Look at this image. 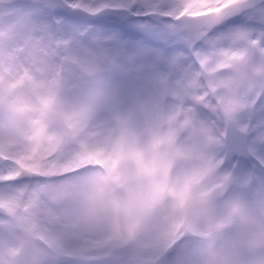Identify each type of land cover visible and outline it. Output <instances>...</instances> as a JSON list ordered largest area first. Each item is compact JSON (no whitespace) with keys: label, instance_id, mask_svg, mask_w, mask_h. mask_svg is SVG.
I'll use <instances>...</instances> for the list:
<instances>
[{"label":"snow or ice","instance_id":"1","mask_svg":"<svg viewBox=\"0 0 264 264\" xmlns=\"http://www.w3.org/2000/svg\"><path fill=\"white\" fill-rule=\"evenodd\" d=\"M61 75L98 102L88 127ZM0 107L29 145L0 143L6 260L242 264L264 239V0H0ZM95 219L104 239L74 223Z\"/></svg>","mask_w":264,"mask_h":264},{"label":"rangeland","instance_id":"2","mask_svg":"<svg viewBox=\"0 0 264 264\" xmlns=\"http://www.w3.org/2000/svg\"><path fill=\"white\" fill-rule=\"evenodd\" d=\"M234 0H225V4L233 3ZM16 95L23 101H31L34 97V90L30 84L22 85L15 90ZM55 100L61 103L67 110L79 109L82 111V127H88L94 122L100 115L98 102L93 100L89 95L85 94L79 87L76 80L61 75L56 81L55 86ZM21 120L20 116L13 117V123L8 126L9 114L0 107V143H3L19 153H23L28 150L29 145L19 139H12L8 142V138L15 137L18 134L22 124L18 121ZM98 163L99 161H93ZM127 167V163L122 161L121 168ZM66 203L68 206L74 209H80L84 207L86 201L84 199V193L74 191L66 196ZM74 223L84 232H90L92 236L99 239H104L113 228L112 223L103 220L95 219L91 226L81 225L79 220H75ZM82 238L79 235H74L73 242H81ZM264 250V239L259 237L254 238L247 249L248 259L243 261L242 264H260L259 255ZM20 249L17 248L14 251L10 250L7 253V260L5 259V252L0 250V264H9V261L14 264L15 258ZM211 257H215V253L210 252Z\"/></svg>","mask_w":264,"mask_h":264},{"label":"water","instance_id":"3","mask_svg":"<svg viewBox=\"0 0 264 264\" xmlns=\"http://www.w3.org/2000/svg\"><path fill=\"white\" fill-rule=\"evenodd\" d=\"M22 259H24V253H23V252L20 254V256H19L18 259L16 260L15 264H19V262H20Z\"/></svg>","mask_w":264,"mask_h":264}]
</instances>
